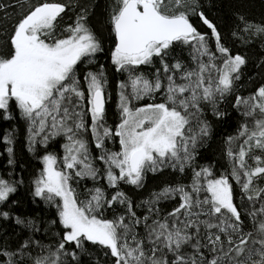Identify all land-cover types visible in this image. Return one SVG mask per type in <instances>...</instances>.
Masks as SVG:
<instances>
[{
	"label": "snow or ice",
	"instance_id": "snow-or-ice-1",
	"mask_svg": "<svg viewBox=\"0 0 264 264\" xmlns=\"http://www.w3.org/2000/svg\"><path fill=\"white\" fill-rule=\"evenodd\" d=\"M107 7L106 41L91 0H0V121L23 120L28 151L44 149L31 195L56 209L47 230L13 218L4 206L23 180L0 176V222L27 233L13 244L0 230V264H264V83L239 91L248 59L201 0ZM239 20L234 43L264 44V23ZM227 105L238 123L219 171L199 157L209 114L223 120ZM14 142L0 133L9 165ZM165 172L185 179L139 202L124 188ZM40 232L58 239L46 244Z\"/></svg>",
	"mask_w": 264,
	"mask_h": 264
},
{
	"label": "trees",
	"instance_id": "trees-1",
	"mask_svg": "<svg viewBox=\"0 0 264 264\" xmlns=\"http://www.w3.org/2000/svg\"><path fill=\"white\" fill-rule=\"evenodd\" d=\"M4 2H7V0H4ZM91 2L93 4L91 22L107 41L108 25L106 20L109 0H91ZM201 3L203 5L202 10L209 19L217 24L225 37H229L227 46L234 53H240L247 57L248 63L243 69L239 91L244 94L251 92L256 86L264 83V44L258 38H254L250 44L234 43L230 38V34L240 24V16L255 24L264 23V0H201ZM9 15L13 16V19L15 18V15L11 11H9ZM193 22L201 31H208L200 24L198 18H193ZM110 46V42L105 43L106 48ZM98 62L108 64L107 54H100ZM118 75L116 73L111 74L113 83ZM226 107L228 108L229 116L223 120H216L209 114L208 119L212 123L213 132L206 145L200 150L201 156L199 157L201 163H212L219 171H224L227 164L223 153L224 140L228 135L235 132L238 123V118L235 116L231 106L227 105ZM109 108V115L111 121L114 123L117 119L114 115L115 96H113V101L109 105ZM5 130L14 132L15 142L12 146L14 148L16 163L14 165L7 163L8 155L4 150L5 146L0 144V176L10 181L22 179L23 183L18 185L17 192L10 197L11 202L4 206V210L9 211L13 218L20 216L25 219L34 220L43 229L47 230L49 222L56 218V209L43 201L34 200L31 195L33 178L41 168L38 157L43 154L44 149H39V152L36 154L28 151L27 133L24 121L21 119L11 122L0 121V133ZM49 151L62 154V149L55 144L50 146ZM182 179L185 178L168 172L156 176L149 174L143 189L136 190L130 186H124V188L136 202H139L147 198L152 191L159 190L166 183ZM53 227L54 231L58 230L55 226ZM0 230L8 234L7 239L13 244L18 242L19 237L27 235L26 232H22L21 228L14 223V220L0 222ZM36 235L37 238L46 244L54 243L58 239L54 234H46V232H40ZM90 248H92V258L101 261L107 259L100 255L103 251L102 249H97L95 246H90ZM88 259L87 256L84 257L85 264H88Z\"/></svg>",
	"mask_w": 264,
	"mask_h": 264
}]
</instances>
